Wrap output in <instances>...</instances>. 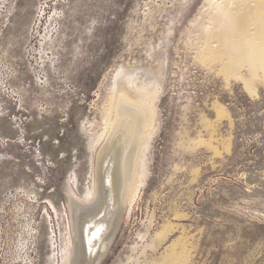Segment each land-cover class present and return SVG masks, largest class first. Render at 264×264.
I'll return each mask as SVG.
<instances>
[{
  "label": "rangeland",
  "instance_id": "374dc122",
  "mask_svg": "<svg viewBox=\"0 0 264 264\" xmlns=\"http://www.w3.org/2000/svg\"><path fill=\"white\" fill-rule=\"evenodd\" d=\"M209 3L0 0V264H62L64 184H91L93 138L129 74L156 78V112L144 182L103 264L158 256L164 221L171 241L187 238L189 264H264V79L251 93L225 62L197 57Z\"/></svg>",
  "mask_w": 264,
  "mask_h": 264
},
{
  "label": "bare ground",
  "instance_id": "6f19581e",
  "mask_svg": "<svg viewBox=\"0 0 264 264\" xmlns=\"http://www.w3.org/2000/svg\"><path fill=\"white\" fill-rule=\"evenodd\" d=\"M207 6V21L200 25L203 46L197 57L203 62L222 60L227 76L242 79L249 92H256L255 80L264 79V0H210ZM213 39L218 43L213 44ZM221 48L225 49L223 53H219ZM244 68L247 74H243ZM139 78L138 74H129L121 77L122 85L118 81L112 85L114 93L108 102L103 132L92 141L97 152L91 184L84 192H76L69 181L64 184L69 228L61 239L62 264H103L144 182V140L156 112L155 104L148 99L157 98V80L153 78L144 85ZM213 106L218 118L231 120L222 104L216 101ZM112 113L115 116L110 122ZM205 126L214 131L217 125L206 120ZM175 229L173 223L164 221L151 235L149 245L163 251L146 264H189L187 238L181 235L170 240ZM148 234L149 226L137 235L144 238ZM50 245L55 254L54 238H50Z\"/></svg>",
  "mask_w": 264,
  "mask_h": 264
}]
</instances>
